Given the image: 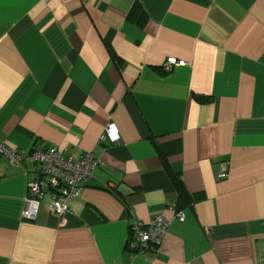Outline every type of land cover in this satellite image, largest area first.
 <instances>
[{"label": "crops", "instance_id": "1", "mask_svg": "<svg viewBox=\"0 0 264 264\" xmlns=\"http://www.w3.org/2000/svg\"><path fill=\"white\" fill-rule=\"evenodd\" d=\"M0 144L102 163L30 220L32 164L0 155V264H264V0H0ZM158 214L134 258L131 224Z\"/></svg>", "mask_w": 264, "mask_h": 264}, {"label": "built area", "instance_id": "2", "mask_svg": "<svg viewBox=\"0 0 264 264\" xmlns=\"http://www.w3.org/2000/svg\"><path fill=\"white\" fill-rule=\"evenodd\" d=\"M184 65L185 62L170 58L163 64L162 70L169 73L174 67ZM119 140L116 126L108 122L97 144L113 145ZM0 155L13 167H18L24 160L32 164L30 172L34 176L27 184L28 197L25 199V207L22 211V217L30 220L36 217L39 203L46 195L50 197V210L58 218L64 216L70 211L69 202L79 195L82 188L93 178L94 170L102 165L101 161L92 154H84L75 160L73 156L65 155L55 148L35 147L30 152L23 153L0 144ZM214 177L218 181L224 180L228 177V173L216 169ZM174 217L179 221L184 219L182 211H176ZM169 225L170 222L162 214L154 216L147 223L135 220L127 235V251L135 258L157 250L168 232Z\"/></svg>", "mask_w": 264, "mask_h": 264}, {"label": "trees", "instance_id": "3", "mask_svg": "<svg viewBox=\"0 0 264 264\" xmlns=\"http://www.w3.org/2000/svg\"><path fill=\"white\" fill-rule=\"evenodd\" d=\"M161 72L163 73L164 71L162 70ZM172 178L178 193V207L180 208L182 204L186 205V203L189 202V197L187 196V193L183 189L181 182L176 177H172Z\"/></svg>", "mask_w": 264, "mask_h": 264}]
</instances>
